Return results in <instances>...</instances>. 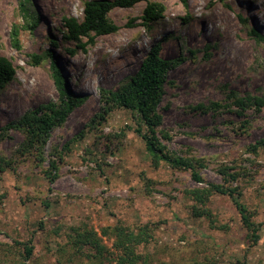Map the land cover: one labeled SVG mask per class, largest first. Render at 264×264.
<instances>
[{
  "label": "rangeland",
  "instance_id": "374dc122",
  "mask_svg": "<svg viewBox=\"0 0 264 264\" xmlns=\"http://www.w3.org/2000/svg\"><path fill=\"white\" fill-rule=\"evenodd\" d=\"M86 1L31 0L40 16L32 29L19 0H0V54L17 69L0 88V154L13 161L0 175V264L21 260L16 241L36 246L27 264H95L72 257L70 233L94 229L111 248L101 229L118 222L154 225V237L139 248L149 264H264V108L239 110L229 98L232 92L264 95V42L251 33L264 35V0H143L113 9L110 18L120 29L93 43L67 38L63 23L69 16L82 20ZM151 1L165 5V16L150 27L127 26ZM15 23L23 25L21 49L11 40ZM157 42L163 57L178 60L159 104V135L172 151L202 158L206 182L242 192L253 219L263 223L254 246L228 195L214 194L206 204L212 216L196 217L187 191L208 185L194 181L191 170L153 162L135 132L136 112L105 110L102 89L135 72ZM232 44L243 49L240 55ZM53 56L82 101L52 130L41 162L26 147L27 135L9 124L41 104L60 103ZM52 161L57 176L51 182Z\"/></svg>",
  "mask_w": 264,
  "mask_h": 264
},
{
  "label": "trees",
  "instance_id": "16d2710c",
  "mask_svg": "<svg viewBox=\"0 0 264 264\" xmlns=\"http://www.w3.org/2000/svg\"><path fill=\"white\" fill-rule=\"evenodd\" d=\"M20 8L30 28L35 29L39 24V14L33 12L31 0H19ZM143 0H87L84 6V17L82 20L74 16L64 17L63 23L67 29L66 37L71 40H81L88 37L93 43L96 36L108 35L117 32L120 27L110 18V12L117 8H131ZM187 5L188 0H181ZM166 7L162 2H148L142 15L133 17L127 26H135L137 22L150 27L154 22L165 16ZM20 23H15L11 31L12 44L22 48ZM252 35L258 41L264 42V35L258 30L252 29ZM52 42L57 43L54 38ZM82 46H86L83 43ZM161 42L151 46L146 57L139 68L126 75L119 85L114 89H102V98L105 110L114 107H125L137 113L139 118L135 132L143 139L147 152L153 162L158 165L165 162L173 168L191 170L192 178L198 183H206L208 187L194 188L187 191L188 196L193 199V213L196 217L212 216V212L206 207L214 194L228 195L240 212L242 223L247 229V237L250 245L258 244L261 239V227L253 219L251 212L241 200L242 192L236 187L226 186L219 183L206 182L201 171L206 167L202 158L180 155L172 151L162 141L159 135V127L163 123V116L159 113V104L163 98L166 84L169 81V72L176 65L177 59H170L162 56ZM74 52V51H73ZM36 63L40 62L42 56L32 55ZM53 78L60 92V103L49 102L41 104L32 110L27 111L17 122L9 124L10 127L22 130L26 135V147L32 151L35 149L39 161H45L44 147L48 142L52 130L62 124L73 108L82 101L77 96L69 83L62 75L55 56L52 62ZM17 69L13 61L0 54V88H4L11 82ZM233 105L239 110L247 108H264V95L239 96L232 92L229 94ZM212 107L220 108L225 105L221 102H213ZM210 105V106H211ZM239 113H242L238 111ZM165 139H170L169 133H164ZM264 146V139L259 142ZM13 166V161L0 154V175ZM57 164L51 162V168L46 171L47 178L52 182L56 178ZM236 178L235 175H230ZM102 235L112 240L111 248L102 243V238L94 229L74 228L69 235L68 245L72 248V257L88 258L95 264H110L117 260V264H149V257L140 252L139 248L148 244L154 237V225L146 223L138 226H131L121 222L113 226L102 227ZM18 254L21 260H15L13 264H27L32 262L36 253V246L33 241H16ZM86 250L88 252L86 253ZM161 264H168L166 262Z\"/></svg>",
  "mask_w": 264,
  "mask_h": 264
},
{
  "label": "bare ground",
  "instance_id": "6f19581e",
  "mask_svg": "<svg viewBox=\"0 0 264 264\" xmlns=\"http://www.w3.org/2000/svg\"><path fill=\"white\" fill-rule=\"evenodd\" d=\"M194 37V36H193ZM196 39V38H195ZM243 47V46H242ZM234 48V49H233ZM230 50L233 49L232 51L235 52L236 55H240V52L243 50L241 49L239 46L236 45H231V47L229 48ZM242 54V53H241Z\"/></svg>",
  "mask_w": 264,
  "mask_h": 264
}]
</instances>
